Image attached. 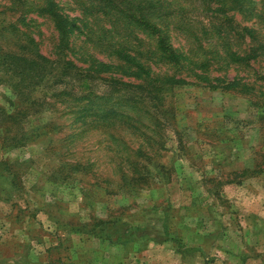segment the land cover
<instances>
[{
  "label": "rangeland",
  "instance_id": "rangeland-1",
  "mask_svg": "<svg viewBox=\"0 0 264 264\" xmlns=\"http://www.w3.org/2000/svg\"><path fill=\"white\" fill-rule=\"evenodd\" d=\"M55 1L77 15L73 0ZM253 2L259 18L226 15L236 31L257 36L245 33L243 49L264 41V0ZM35 3L0 0V53L20 54L27 34L52 57L56 34L47 17L30 11ZM171 36L178 48L191 42ZM73 40L79 55L98 51L82 36ZM260 59L230 67L226 78L260 85L264 53ZM187 68L168 70L192 84L158 95L160 105L126 78L120 82L130 86L102 77L82 92L74 78L41 91L21 88L34 99L69 86L75 95L109 96L118 101L116 115L99 128L91 118L17 103L1 70L0 264H264V172L253 174L264 171V93L211 91ZM210 76L220 74L211 69ZM3 113L17 117L7 123ZM244 169L245 177H234L239 183H226Z\"/></svg>",
  "mask_w": 264,
  "mask_h": 264
},
{
  "label": "trees",
  "instance_id": "trees-1",
  "mask_svg": "<svg viewBox=\"0 0 264 264\" xmlns=\"http://www.w3.org/2000/svg\"><path fill=\"white\" fill-rule=\"evenodd\" d=\"M73 3L72 11H77L73 16L55 0H36L34 9L30 10L47 17L53 26L56 43L51 58L42 55L36 41L27 34L17 45L20 54L0 53V72L2 70L14 83L9 87L13 86L17 103L33 105L39 110L47 108L59 118L69 113L77 121L91 118L87 121H93L91 127H104L110 123L103 120L116 115L113 105L118 101L110 100L107 95H75L79 90L89 91L88 81L106 77L111 83L130 86L120 80H138L139 90L152 94L149 99L160 105L158 95L191 83L177 77L176 71L168 72L171 68L184 67H188V76L194 78L195 84L211 91L250 96L255 92L264 93V72L262 76L256 75L261 80L260 85L256 80L249 82L239 76L226 78L230 67L247 68L250 62L260 61L264 53V41L256 39H253L259 43L256 47L241 48L244 45L241 39L252 29L246 28L243 34L239 33L226 16L229 12H238L259 18L262 13L253 0H73ZM20 18L25 21L23 16ZM173 32L184 33L190 44L176 47L171 36ZM75 36H82L84 43H91L98 51L90 53L84 49L85 53L79 55L73 49ZM211 69L220 76L211 77ZM72 78L81 82L82 88L78 91L69 86L65 91L59 90L52 95L43 93L35 99L20 94L22 87L33 90L37 87L41 91L59 87ZM16 83L20 84V89L15 88ZM127 101L128 98H124L122 103L128 104ZM251 104L255 108L261 106L260 102ZM2 116L7 123L17 117L11 113ZM47 125L53 128L55 124ZM263 172L259 168L253 174ZM247 173V169L232 173V179L226 183H239L234 177H245Z\"/></svg>",
  "mask_w": 264,
  "mask_h": 264
}]
</instances>
